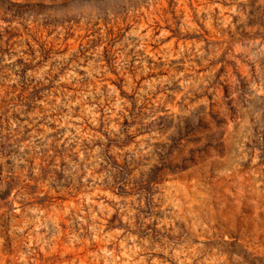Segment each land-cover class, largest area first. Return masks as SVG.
Wrapping results in <instances>:
<instances>
[{
    "label": "rangeland",
    "instance_id": "374dc122",
    "mask_svg": "<svg viewBox=\"0 0 264 264\" xmlns=\"http://www.w3.org/2000/svg\"><path fill=\"white\" fill-rule=\"evenodd\" d=\"M0 264H264V0H0Z\"/></svg>",
    "mask_w": 264,
    "mask_h": 264
}]
</instances>
